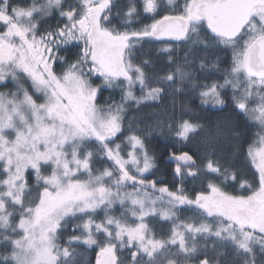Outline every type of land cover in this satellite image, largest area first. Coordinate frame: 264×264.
Listing matches in <instances>:
<instances>
[{"label": "snow or ice", "instance_id": "6c2138e0", "mask_svg": "<svg viewBox=\"0 0 264 264\" xmlns=\"http://www.w3.org/2000/svg\"><path fill=\"white\" fill-rule=\"evenodd\" d=\"M152 41L186 46L182 62L165 43L170 70L150 76L133 53ZM200 51L231 53L203 84L192 71ZM188 88L213 107L230 96L258 126L250 180L209 157L214 176L190 196L184 170L200 169L188 152L173 157L175 190L145 175L155 165L125 113ZM0 89V264H76L82 245L99 249L96 264H224L226 253L264 264V0H0ZM104 89H120L119 102L101 103ZM167 128L188 141L201 126Z\"/></svg>", "mask_w": 264, "mask_h": 264}, {"label": "trees", "instance_id": "16d2710c", "mask_svg": "<svg viewBox=\"0 0 264 264\" xmlns=\"http://www.w3.org/2000/svg\"><path fill=\"white\" fill-rule=\"evenodd\" d=\"M123 2L124 0H121L122 4ZM150 22V19L143 21V23ZM48 23L55 24V18L49 19ZM133 27L139 28L141 24H135ZM164 45L155 41L138 45L133 53L134 63L143 64L144 60H148L150 63L145 66L148 74L150 76L163 75L170 70L169 54L161 51ZM186 50V46L177 47L173 45L172 54L178 62H182ZM230 56V52L225 54L200 51L196 53L195 57H191L194 61L193 75L196 79L198 76V83L205 80L209 82L218 78L216 73H211L208 79L201 78V73L196 68L201 59L205 60L208 65H212L217 60L219 63L223 61V65L227 67L226 63H230ZM102 96L101 103L105 101L111 103L114 97L117 98L118 92L104 91ZM226 100L228 102L223 107H205L201 104L198 90L192 88L180 92L169 90L162 99L156 102L144 104L139 108L133 106L126 111L125 129L131 124L133 130L142 135L148 153L154 159L156 167L149 179L157 181L158 186L166 185L171 190H175L181 178L176 176L175 169L179 162L173 157L179 156L183 152L192 155L200 169L196 177L187 176L186 170H184L183 184L190 196L194 197L196 193L206 190L208 179L214 176V174H208L204 171V165L209 157L213 160H219L223 166L236 173L237 181L251 179L253 169L246 158V151L248 145L256 140L258 126L248 121L234 109L230 102V96L226 97ZM180 119H187L201 126L199 132L186 142H182L167 130L168 124L176 123ZM222 179V177H217L213 182L221 184L226 191L233 194L240 191L238 182L229 179L222 184ZM182 215L187 217L191 213L184 212ZM160 226L156 227L158 232L168 231L167 224ZM71 231V227L66 230L64 240L67 239V233ZM76 250L79 255L88 257L89 264H96L98 254L96 248H88L82 245ZM208 250L210 254L215 255L212 242L208 244ZM126 255L127 253H124V256ZM222 259L224 264H232L233 257L231 254Z\"/></svg>", "mask_w": 264, "mask_h": 264}, {"label": "rangeland", "instance_id": "374dc122", "mask_svg": "<svg viewBox=\"0 0 264 264\" xmlns=\"http://www.w3.org/2000/svg\"><path fill=\"white\" fill-rule=\"evenodd\" d=\"M217 61H219V60H217ZM216 61V62H217ZM226 62V61H225ZM228 64H229V62H227L226 63V65L228 66ZM219 65H220V68L221 69H223V68H226L224 65H223V61H221V63H219ZM197 68V70L201 73V78H204V79H208L210 76H211V73H216L217 75H216V77H219L220 76V73L219 72H216L214 69H212L211 68V65H209V67L207 68V69H205V70H201L200 68H199V66H197L196 67ZM197 82H198V76H197ZM205 82H208V81H203V82H199L200 84H203V83H205ZM209 82H211V81H209ZM0 90H2V89H0ZM108 90H110L109 92L111 93V91L112 90H114V91H117L118 92V96H117V98L115 99V97L112 99V102H119V100H120V89H108ZM140 93H139V90L137 89V95H139ZM102 96V95H101ZM98 97V99L99 100H101L102 99V97ZM109 101V100H108ZM151 102V101H150ZM150 102H148V103H150ZM153 102H156V101H153ZM159 105V104H158ZM204 105V104H203ZM141 106H143V105H141ZM205 107H207V106H210L211 108H219L220 106H216V107H213L211 104H208V105H204ZM176 113V112H175ZM173 125H175V123H173ZM167 130H168V128H167ZM182 141V140H181ZM182 142H186V141H182ZM153 160V159H152ZM154 162V161H153ZM154 165H155V162H154ZM155 167H156V165L150 170V172H148V173H146L145 175L149 178L151 175H152V173H153V171L155 170ZM162 224H164V222H159V223H157V224H155V228L158 226V225H162ZM156 230H158L157 228H156ZM213 240H214V238H209V240L208 241H206V243H207V245L208 244H210L211 242H213ZM92 248H96V247H92ZM97 249V251H99V249L98 248H96ZM220 251H224L223 249H219ZM226 255H229V253H226ZM225 255V256H226ZM257 260L259 261L260 260V254L259 253H257ZM88 261H89V259H88V257H86V256H82V255H79V252L76 250V264H87L88 263ZM89 264V263H88Z\"/></svg>", "mask_w": 264, "mask_h": 264}, {"label": "water", "instance_id": "95a60500", "mask_svg": "<svg viewBox=\"0 0 264 264\" xmlns=\"http://www.w3.org/2000/svg\"><path fill=\"white\" fill-rule=\"evenodd\" d=\"M159 42H161V41H159ZM162 43L177 44V42H175V41H168V42H162Z\"/></svg>", "mask_w": 264, "mask_h": 264}]
</instances>
